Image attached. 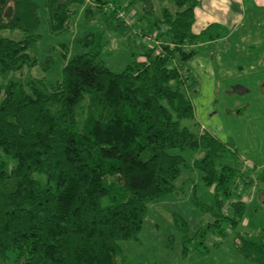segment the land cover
Masks as SVG:
<instances>
[{"label": "trees", "instance_id": "trees-1", "mask_svg": "<svg viewBox=\"0 0 264 264\" xmlns=\"http://www.w3.org/2000/svg\"><path fill=\"white\" fill-rule=\"evenodd\" d=\"M136 6H143L137 21L154 28L153 46L131 52L115 73L92 53L87 34L61 79L46 85L17 75L37 64L27 51L40 39L39 6L0 0V32L23 36H0V264H126L120 243L138 241L147 206L181 191L175 182L188 168L184 151L203 152L191 169L214 198L212 207L198 205L211 219L192 237L175 217L184 254L207 253V242L217 248L213 239L230 231L246 264H264V229L236 231L245 212L236 184L264 195V166L243 174L236 149L194 121L197 81L189 65L200 44L220 38L213 26L192 33L196 1L44 0L51 35L68 31L85 7V24L127 40L136 38L135 26L116 13Z\"/></svg>", "mask_w": 264, "mask_h": 264}, {"label": "rangeland", "instance_id": "rangeland-1", "mask_svg": "<svg viewBox=\"0 0 264 264\" xmlns=\"http://www.w3.org/2000/svg\"><path fill=\"white\" fill-rule=\"evenodd\" d=\"M35 2L39 6L38 35L40 39L28 49L27 53L36 59L37 64L31 69H23L17 74L18 76L21 74L35 79H43L46 85L59 81L64 65L80 52L79 39L87 34L93 36L95 46L92 53H99L106 68L115 73L122 71L131 62V52L139 55L143 53L144 49L154 45L155 31L152 24L137 21L143 6H136L127 14L135 26L134 31L136 33V38L127 40L125 36L111 33L103 34V29L97 23L95 25L85 24L83 17L85 7L78 8L77 14L70 21L68 31L59 35H51L47 25L48 13L44 8V0H35ZM124 5H126V0H124ZM0 36L15 41L21 40L23 37L18 31H2ZM98 46L99 49H96ZM199 96L197 97L199 99H196L200 105L205 106L203 103L208 102V98L203 91L200 92ZM253 97L255 98V96H245L243 99L238 98L233 101H237L238 105L242 106L243 103L252 102ZM212 99L215 100L212 113H215L217 117L211 120V127H214L212 126L213 123L215 125L220 124L221 130L224 131L223 134H218V139L221 140V137H224L225 141H228L242 158L250 159L249 162L252 161L255 165L264 163V133L261 132L264 131V128L255 127L257 125L264 126V123L252 126L254 121L251 125L248 123L251 117L244 118L242 121H235L225 115L226 107H232L233 101L227 103L221 92H218L216 96L209 97L210 102ZM254 117L258 121H264V117L258 113ZM190 124L188 121L182 122V126L188 127ZM215 129L213 128L212 131ZM249 139L250 143H248ZM244 148L251 150L248 153L244 151ZM180 154L188 165V168L182 169L180 178L175 182V187L180 188L181 191L167 195L147 206L146 217L138 235V241L120 243L125 263L246 264L231 245L233 233L230 231L225 240H220L217 237L213 239L214 242H221L219 247L211 248V241H209L206 243L209 249L207 253L190 251L184 254L182 245L184 234L180 229L179 222H175V217L186 224L187 236L192 237L200 228L205 227L211 219L209 215L201 213L198 205L212 207L214 198L211 189L204 186L200 172L191 169L192 163L203 157V152L184 151ZM247 160L241 159L243 174H247L255 167ZM256 168L259 169L260 167L256 166ZM236 185H238L236 194H239L245 205L244 217L236 231L255 235L264 229V195L258 197L255 186L242 187L239 183Z\"/></svg>", "mask_w": 264, "mask_h": 264}, {"label": "crops", "instance_id": "crops-1", "mask_svg": "<svg viewBox=\"0 0 264 264\" xmlns=\"http://www.w3.org/2000/svg\"><path fill=\"white\" fill-rule=\"evenodd\" d=\"M195 1L197 6L192 33L199 35L213 26L214 33L220 35L216 41L200 44L197 56L189 65L190 74L197 81V94L192 102L195 123L217 139L218 134L224 133L220 124L213 123L214 127H211L210 123L217 115L212 113L215 100L210 102L209 97L216 96L218 92L227 103L245 96H255L252 102L243 103L242 106L233 101L232 107H226L225 115L235 121L251 117L248 123L251 125L254 121L252 126L264 123L254 117L256 113L264 117V0ZM202 91L208 98V102L203 103L205 106L197 100ZM255 127L264 128L263 125ZM213 128L216 129L212 131ZM261 132L264 133L263 130ZM221 138V142L228 143L224 137ZM250 150L244 148L245 152L249 153ZM249 160L248 163L255 165ZM255 166L262 167L264 163Z\"/></svg>", "mask_w": 264, "mask_h": 264}, {"label": "built area", "instance_id": "built-area-1", "mask_svg": "<svg viewBox=\"0 0 264 264\" xmlns=\"http://www.w3.org/2000/svg\"><path fill=\"white\" fill-rule=\"evenodd\" d=\"M107 9L110 10V11H113V7L111 5H108ZM116 18L119 21H122L125 24V26H130L131 25V19L129 18V16L125 15L121 11L120 12L117 11Z\"/></svg>", "mask_w": 264, "mask_h": 264}]
</instances>
